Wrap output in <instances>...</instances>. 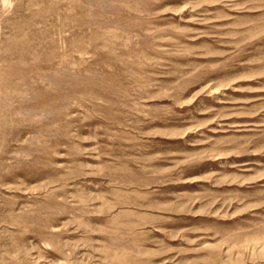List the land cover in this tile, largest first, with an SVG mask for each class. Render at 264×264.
I'll use <instances>...</instances> for the list:
<instances>
[{"label":"rangeland","instance_id":"obj_1","mask_svg":"<svg viewBox=\"0 0 264 264\" xmlns=\"http://www.w3.org/2000/svg\"><path fill=\"white\" fill-rule=\"evenodd\" d=\"M0 264H264V0H0Z\"/></svg>","mask_w":264,"mask_h":264}]
</instances>
